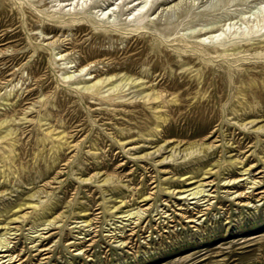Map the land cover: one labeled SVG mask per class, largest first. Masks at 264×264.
Listing matches in <instances>:
<instances>
[{"label": "rangeland", "instance_id": "rangeland-1", "mask_svg": "<svg viewBox=\"0 0 264 264\" xmlns=\"http://www.w3.org/2000/svg\"><path fill=\"white\" fill-rule=\"evenodd\" d=\"M0 242L264 264V0H0Z\"/></svg>", "mask_w": 264, "mask_h": 264}, {"label": "bare ground", "instance_id": "bare-ground-1", "mask_svg": "<svg viewBox=\"0 0 264 264\" xmlns=\"http://www.w3.org/2000/svg\"><path fill=\"white\" fill-rule=\"evenodd\" d=\"M134 11H135V9H133L132 10V12L129 14V17H131V20L132 21H134V23H135V25H137L139 22H141L142 21V18H143V16H141V15H136L135 13H134ZM53 18V17H52ZM134 18H136V20H134ZM69 24V23H68ZM257 31V30H256ZM249 32L250 31H246L245 32V34H244V36L246 35V34H249ZM223 36V33H218V34H214L213 36H211L212 37V41H213V46H215V47H221V45H224V44H227V43H229L231 40H233L234 38H232V39H230V40H228V41H226V43H220L219 41H220V39H221V37ZM244 39H246V38H244ZM210 43V42H209ZM217 45V46H216ZM243 173V172H242ZM250 175V174H249ZM239 176V175H238ZM255 184H257V182H255V181H253L252 183H251V187H249V188H258V185H255ZM199 192V191H198ZM195 194H197L196 192H192L191 193V195H195ZM201 194H203V193H201ZM255 194V193H254ZM190 195V194H189ZM197 196V195H196ZM202 196V195H201ZM203 196H205V197H207V196H209V195H203ZM239 197H243V196H238V197H236V198H239ZM194 198V197H193ZM248 198V197H247ZM190 199V198H189ZM259 200V199H258ZM235 202V201H234ZM259 202V201H258ZM250 203V202H249ZM146 206V205H145ZM193 212V211H192ZM195 213V212H194ZM138 217V216H137ZM45 222H47V224H53V223H51V221H45ZM46 224V223H45ZM162 225V224H161ZM254 225V224H253ZM162 228V227H161ZM130 230V229H129ZM256 232V231H255ZM40 236V235H39ZM122 238V237H121ZM87 239V238H86ZM88 240V239H87ZM3 242H0V252H5L6 251V249H3V247L5 246V244L3 243ZM10 255V254H9ZM9 255H4V254H0V264H14V262H15V260H12V257H10ZM17 255V254H16ZM3 258H6V259H3ZM37 259V258H36ZM17 264H20V263H17Z\"/></svg>", "mask_w": 264, "mask_h": 264}]
</instances>
